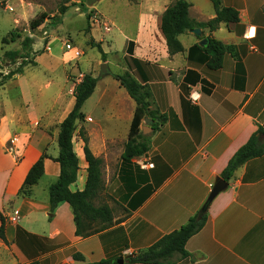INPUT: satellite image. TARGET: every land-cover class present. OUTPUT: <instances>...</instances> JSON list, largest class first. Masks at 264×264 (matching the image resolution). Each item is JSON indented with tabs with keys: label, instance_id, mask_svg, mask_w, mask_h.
I'll return each instance as SVG.
<instances>
[{
	"label": "crops",
	"instance_id": "1",
	"mask_svg": "<svg viewBox=\"0 0 264 264\" xmlns=\"http://www.w3.org/2000/svg\"><path fill=\"white\" fill-rule=\"evenodd\" d=\"M188 1L193 21L216 17L211 0ZM173 2L139 0L133 38L127 39L133 52L126 47L119 67L118 75L129 72L150 92L151 108L166 117L160 124L151 119L149 151L130 162L122 159L137 104L114 76L95 89L107 114H85L81 125L88 142L74 138L86 181L84 148L103 161L100 201L112 209L113 225L79 237L68 203L49 219V187L60 176L58 131L45 173L28 197L18 192L42 151L23 164L14 185L13 167L0 170V212L6 219L0 264H116L121 258L126 264L200 214L230 160L264 124V0H222L239 11V23L200 29L201 35L188 31L179 36L183 52L170 56L161 19ZM209 36L235 48L217 71L206 67L200 52L190 55ZM42 180L48 188L41 200ZM206 214L204 227L187 242L190 258L175 264H264V156L241 166Z\"/></svg>",
	"mask_w": 264,
	"mask_h": 264
},
{
	"label": "rangeland",
	"instance_id": "2",
	"mask_svg": "<svg viewBox=\"0 0 264 264\" xmlns=\"http://www.w3.org/2000/svg\"><path fill=\"white\" fill-rule=\"evenodd\" d=\"M138 2L0 0V170L13 167L10 186L20 181L23 164L39 152L51 157L49 153L55 149L60 124L74 106V89L84 76L92 75L102 83L113 82L112 77L121 73L119 67H124V53L129 48L127 39L136 27ZM63 7L67 12L61 24L54 27L52 18L60 16ZM43 13L48 14L47 20L32 30L31 22ZM13 32L15 42L3 44V39H10ZM26 37L34 42L29 50L22 47ZM93 43L100 44L103 51L93 47ZM43 49L45 53L38 55ZM7 52H17L18 57L12 61L5 56ZM25 56L36 65L24 67L22 74L4 82V76L17 70ZM99 96L96 91L85 103L84 114H107L106 105H99ZM82 130L78 123L77 143ZM85 185L86 177L80 173L73 189H84ZM46 187V181L42 180L41 200ZM18 196L24 197L19 192Z\"/></svg>",
	"mask_w": 264,
	"mask_h": 264
},
{
	"label": "trees",
	"instance_id": "3",
	"mask_svg": "<svg viewBox=\"0 0 264 264\" xmlns=\"http://www.w3.org/2000/svg\"><path fill=\"white\" fill-rule=\"evenodd\" d=\"M216 17L207 23L195 22L190 18L191 4L188 0H174V2L166 9L161 19V31L165 37L168 53L174 56L183 52V45L179 40V36L192 31L193 29H209L210 32L216 31L222 23H239L240 13L235 8L224 7L222 0H211ZM67 12V8L63 7L60 11V16L53 17L52 25L58 26L62 22V16ZM48 18V14L43 13L34 19L30 27L32 30L40 28ZM11 38H4L3 44L15 42L16 36L10 34ZM205 46L195 45L190 55L197 51L202 56V62L205 63L209 70L217 71L224 65L225 56L234 54V47L225 45L213 37H207ZM33 39L26 37L23 40L22 47L24 50H29L33 46ZM134 44L130 43L128 51L132 54L131 48ZM93 47H98L102 52L100 44H92ZM44 49L38 52V55L44 54ZM17 52H7L5 56L10 60H15ZM29 56L22 57L24 60L20 67L4 76L3 81L12 79L15 75L23 73L24 67L28 65L35 66V62L28 60ZM1 75V74H0ZM114 78L119 81L120 85L125 88L130 97L136 102L137 108L132 122L129 141L125 144L123 160L130 162L138 158L150 149L149 137L143 135L142 123L146 117L158 119V124L166 120L165 116H158L159 112L153 110L151 102V94L145 90V87L137 81L129 72L121 75H115ZM98 79L92 75H86L78 83L74 89L75 103L63 120L59 127L58 148L59 155L55 159L60 165V176L58 180L49 187V203L50 214L49 219H53L57 208L68 203L72 209L76 224V235L87 238L97 233H100L113 225V212L108 204H96L100 200L101 192L104 189L102 179V164L103 161L96 158L87 146L84 148L85 158L88 163L87 181L83 190L73 191L71 187L78 181L80 171V160L75 150V132L78 123L85 121V114L82 109L85 103L94 94L97 87ZM183 102L185 99L183 98ZM153 121V122H154ZM82 138L85 143L88 142L84 133ZM264 156V124L259 126L258 130L251 136L249 141L242 146L228 166L221 174V178L229 182L235 172L250 160ZM48 156L43 154L30 168L24 183L19 191L24 197L30 195L32 186L37 185L45 173V159ZM2 225L0 227V239L6 242L5 225L6 219L0 212ZM207 221V214L192 217L185 225L178 230H175L163 236L158 242L145 251L132 255L126 264H175L178 259H188L190 254L186 249L187 242L196 235L204 227ZM101 264H109L102 262Z\"/></svg>",
	"mask_w": 264,
	"mask_h": 264
},
{
	"label": "water",
	"instance_id": "4",
	"mask_svg": "<svg viewBox=\"0 0 264 264\" xmlns=\"http://www.w3.org/2000/svg\"><path fill=\"white\" fill-rule=\"evenodd\" d=\"M193 33L197 34V35H201L202 31L200 29H193L192 30ZM207 44V39H204L201 41L200 45L201 46H205ZM103 70H104V74H106L105 72V65L103 66ZM153 120H151L150 118L146 117L144 119V123L145 125L142 127V131L144 133V135L147 134V130L152 131V129L150 128V125L152 123ZM228 187V182L225 181L224 179H219L218 182L215 184V186L212 189V192L205 204V206L202 208L199 216H202L203 214L206 213L209 205L212 203V201L221 193L223 192L226 188ZM116 264H125L124 259L121 258L117 261Z\"/></svg>",
	"mask_w": 264,
	"mask_h": 264
},
{
	"label": "built area",
	"instance_id": "5",
	"mask_svg": "<svg viewBox=\"0 0 264 264\" xmlns=\"http://www.w3.org/2000/svg\"><path fill=\"white\" fill-rule=\"evenodd\" d=\"M194 100V99H193Z\"/></svg>",
	"mask_w": 264,
	"mask_h": 264
}]
</instances>
